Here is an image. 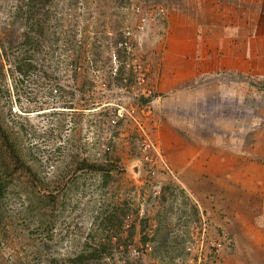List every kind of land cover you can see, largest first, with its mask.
Masks as SVG:
<instances>
[{"label": "rangeland", "instance_id": "374dc122", "mask_svg": "<svg viewBox=\"0 0 264 264\" xmlns=\"http://www.w3.org/2000/svg\"><path fill=\"white\" fill-rule=\"evenodd\" d=\"M133 1L0 0V122L26 164L0 139V264H224L221 214L147 128V36L162 12Z\"/></svg>", "mask_w": 264, "mask_h": 264}, {"label": "crops", "instance_id": "0c3cea01", "mask_svg": "<svg viewBox=\"0 0 264 264\" xmlns=\"http://www.w3.org/2000/svg\"><path fill=\"white\" fill-rule=\"evenodd\" d=\"M160 3L146 45L147 128L169 171L224 215V264H264V101L248 104L264 92V0Z\"/></svg>", "mask_w": 264, "mask_h": 264}, {"label": "trees", "instance_id": "16d2710c", "mask_svg": "<svg viewBox=\"0 0 264 264\" xmlns=\"http://www.w3.org/2000/svg\"><path fill=\"white\" fill-rule=\"evenodd\" d=\"M0 139L4 143L3 144L4 149H2V151L9 153V155L15 160V162L19 163L18 165H20L21 167H24V165L26 164L23 158L21 159V156L19 155L18 151L14 147V144L11 140V136L9 132L7 131L6 127L1 122H0ZM96 251L100 252V250H96Z\"/></svg>", "mask_w": 264, "mask_h": 264}, {"label": "built area", "instance_id": "2783aa9c", "mask_svg": "<svg viewBox=\"0 0 264 264\" xmlns=\"http://www.w3.org/2000/svg\"><path fill=\"white\" fill-rule=\"evenodd\" d=\"M145 1V0H144ZM137 2V0H134L133 1V3L131 4V6H127V9H133V11H136V12H139L140 11V8H141V6L139 5V4H137L136 3ZM159 8V10L162 12L163 11V7L162 6H159L158 7ZM148 136V135H147ZM146 136V137H147ZM156 149V146H155V144H154V142L150 139V137H147V139H145V141L143 142V144H142V150H143V152L144 153H146V157L147 158H149L150 156H149V154H150V152H149V150H155ZM205 225L206 224H204V228H205ZM202 244L203 243H201V245L199 246V249H200V247L202 246ZM134 253H136V254H138V256H140L141 255V252H140V250H138V249H134V251H133ZM201 263V261L198 263V264H200Z\"/></svg>", "mask_w": 264, "mask_h": 264}]
</instances>
